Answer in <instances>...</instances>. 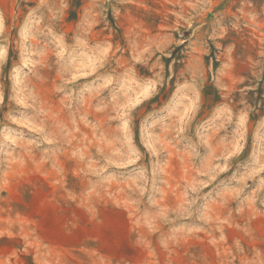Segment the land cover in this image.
I'll list each match as a JSON object with an SVG mask.
<instances>
[{
	"label": "rangeland",
	"instance_id": "1",
	"mask_svg": "<svg viewBox=\"0 0 264 264\" xmlns=\"http://www.w3.org/2000/svg\"><path fill=\"white\" fill-rule=\"evenodd\" d=\"M0 264H264V0H0Z\"/></svg>",
	"mask_w": 264,
	"mask_h": 264
}]
</instances>
